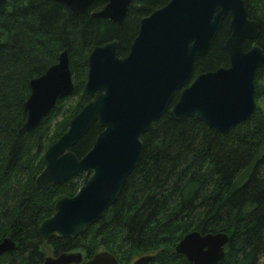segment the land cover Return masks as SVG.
Listing matches in <instances>:
<instances>
[{
  "label": "trees",
  "instance_id": "obj_1",
  "mask_svg": "<svg viewBox=\"0 0 264 264\" xmlns=\"http://www.w3.org/2000/svg\"><path fill=\"white\" fill-rule=\"evenodd\" d=\"M169 1L132 0L118 24L91 16L104 7L102 0L77 16L60 0H8V11L0 14V241L10 237L16 246L0 264H42L46 242L40 224L53 215L60 198L74 196L92 175L91 170L79 172L47 189L36 184L45 168L44 152L91 100L85 92L90 52L117 40L119 55H127L140 20ZM244 1L248 16L259 23L256 43L264 49V0ZM229 21L228 15L211 50L197 60L194 76L229 65L224 47ZM245 44L248 49L254 43ZM64 49L70 55L73 93L59 100L38 127L20 135L30 79L56 63ZM263 79L264 64L255 78L256 100ZM74 96L75 104L65 108ZM101 131L93 124L71 150L83 157ZM141 139L140 161L117 201L78 237L53 236L54 253L79 250L84 264L106 250L121 264H132L155 251L151 264H190L175 251L187 233L226 232V256L218 264H264V112L257 108L251 119L220 134L196 117L168 110Z\"/></svg>",
  "mask_w": 264,
  "mask_h": 264
},
{
  "label": "water",
  "instance_id": "obj_2",
  "mask_svg": "<svg viewBox=\"0 0 264 264\" xmlns=\"http://www.w3.org/2000/svg\"><path fill=\"white\" fill-rule=\"evenodd\" d=\"M73 15L83 14L96 0H60ZM92 17L122 23L132 0H102ZM8 0H0V14ZM230 35L224 47L229 65L194 76L197 60L207 54L227 16ZM259 23L248 16L244 0H170L142 18L129 52L120 56L119 43L96 45L88 57L85 92L91 100L69 121V127L44 152L45 168L36 184L47 189L91 170L88 181L71 197L60 198L53 215L39 227L44 241L53 236L76 238L101 220L121 195L138 165L142 136L168 110L177 117H196L220 134H228L257 111L255 78L264 64V49L256 43ZM246 41L254 44L246 48ZM1 42V38H0ZM25 121L19 134L34 130L59 100L74 90L70 55L64 49L46 71L29 81ZM176 94H178L176 98ZM97 123L102 131L79 158L71 148ZM226 232L187 233L175 247L190 264H218L226 256ZM16 246L0 241V258ZM157 254L132 264H151ZM79 250L48 255L42 264H82ZM84 264H121L109 251Z\"/></svg>",
  "mask_w": 264,
  "mask_h": 264
},
{
  "label": "rangeland",
  "instance_id": "obj_3",
  "mask_svg": "<svg viewBox=\"0 0 264 264\" xmlns=\"http://www.w3.org/2000/svg\"><path fill=\"white\" fill-rule=\"evenodd\" d=\"M259 92H260V96L258 98V100H256L257 102V108L261 109L264 112V79L261 80L259 82ZM77 97L78 96H74L71 97L69 100H66V102L63 103V106L67 109H70L75 102L77 101ZM61 120V116H58V118L56 119V121ZM45 252H46V256H50V255H55L54 251H53V244L49 243V241H45ZM84 254V252H82ZM149 254H156L155 251H148L146 253L141 254L140 256H138L136 259H138L141 256L144 255H149Z\"/></svg>",
  "mask_w": 264,
  "mask_h": 264
}]
</instances>
